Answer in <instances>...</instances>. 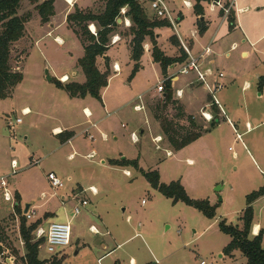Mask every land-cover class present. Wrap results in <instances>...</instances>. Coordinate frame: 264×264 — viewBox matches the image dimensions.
<instances>
[{
	"label": "rangeland",
	"instance_id": "1",
	"mask_svg": "<svg viewBox=\"0 0 264 264\" xmlns=\"http://www.w3.org/2000/svg\"><path fill=\"white\" fill-rule=\"evenodd\" d=\"M67 1L68 4L72 3V0ZM259 1V11L252 8L249 13L243 14V20L248 17V22L255 25L254 40L259 41L253 47L247 42L233 49L229 44L230 36L224 34L220 39L223 31L217 36V46L221 48L218 47L219 51H216L218 60L215 69L224 70L226 74L223 78L225 89L219 91L217 96L221 102L224 101L222 104L227 117L220 116L219 124L212 128L211 122L201 117L200 107L205 101H211L209 91L201 85L197 93L191 94L196 100L194 105L190 106V111L196 114L195 120L202 130L210 129L204 132L200 141L180 153L176 152L172 157L171 154L175 153L173 147L162 133L161 127H158L160 123L153 117V112L168 116L175 120L179 127L190 130L188 117L176 119L181 101L177 99L174 90L183 86L185 76L180 74L181 79L172 84L173 100L170 105L163 109L164 111L157 108L163 94L155 89L165 75L161 73L160 66L153 62L151 53L145 51V45L142 66L131 80L129 78L134 65L130 62L127 47L123 43L110 48L109 55L122 65V71L116 74L114 64L109 62L110 75L113 76L101 94L108 110L113 111L123 106L126 111L121 113V108L116 110L112 117L105 118V124L99 125L108 133V139L103 140L104 136L97 131V137L91 139L87 133L88 124L82 134L77 135L73 144L63 143L68 133H60L58 136L52 133L54 125L75 124L86 120L82 113L84 105L103 107V104L101 100L91 96L88 97L87 103L74 99L66 90L56 85V79L62 81L61 76L64 74L68 75V82L86 80L78 64V58L83 54V46L71 32L68 36H62L64 44L56 41L53 36L45 35L46 31L40 27L43 22L36 6L38 3L21 1L18 13L26 17L27 22L24 36L11 44V64L14 70L24 74V80L18 84L20 86L14 88L10 98L0 99V135H3L0 136V181L4 177L8 182V188L14 197L13 202H17V194L20 195L18 205L21 208L19 211L13 202L4 200L0 186L1 238L3 245L9 248V254L17 257L18 264H22L21 256L25 254L20 224L25 216L27 203L33 204L29 207L33 217L25 216L27 225L36 221L41 225L47 216L46 211L55 212V216L48 215L44 223L50 221L52 216L55 221H60L65 215H71L73 243L64 248L70 258L64 259L62 264H95L92 247H96L95 242L98 245V241H95L97 238L106 240L110 249L117 246L111 235L98 236L91 231L92 225L98 228L102 226L100 230L105 231L103 220L107 222L108 229L116 236L117 241L134 233H141L132 241L117 247L114 255L105 259L103 264H108L113 257L119 258V264H130L131 257L136 258V264H202V261H205L204 264H247V258L239 250L234 251L232 255L224 254V248L231 237L220 230L219 222L226 220L229 224L241 225V216L247 206V194L264 185V165L256 162L258 158L255 153V150L264 153V139L257 136L264 137V85L259 87V78L264 76V0ZM55 5L57 19L61 21L63 1L57 0ZM103 8L104 3L98 0L94 10L99 12ZM172 9L179 17L185 15L180 20L179 32L186 39L185 37L196 29L195 15L191 8L184 5V0H176ZM219 11L218 8L212 11L211 4H206L209 18H217ZM148 12L154 17L152 11ZM123 17L124 15L122 19ZM119 24L114 32L120 33L121 37H129V26L124 21ZM72 26L77 28L74 24ZM169 28L163 31L164 36L171 31L175 33L172 26ZM77 29L80 30V27ZM1 30L0 21V32ZM175 36L179 40L176 34ZM36 39L39 41L36 42ZM186 42L191 43L189 40ZM176 48L180 55L182 46L178 45ZM244 48L249 50L247 57L241 55ZM227 51H230L229 56L225 54ZM97 65L103 71L107 68L106 63H101L102 67L99 63ZM46 69H49V74L53 77L51 81L46 77ZM74 71H78L79 75L77 72L73 73ZM170 73L168 68L166 74ZM150 89L154 91L147 93ZM139 94L145 95L141 96L149 116H144L142 111H135L133 108L135 103L140 102L137 97ZM188 96L186 95L185 99H188ZM25 105L33 107L34 112L22 115L21 109ZM73 107H78L79 110ZM108 110L102 113H107ZM16 117H22L23 121L15 124L11 131L9 122L15 121ZM128 117H134L136 122L132 123ZM147 117L150 123L146 120ZM228 118L232 120V125L227 121ZM260 122L262 123L258 125ZM136 123L145 127L142 133L141 129H136ZM248 126L249 131L245 133ZM81 128L80 125L75 129L79 132ZM132 131L138 136L136 142L132 139ZM115 135L118 136L117 139ZM206 148L208 154L202 153ZM167 150L171 151L170 155ZM70 153H74L73 158L68 157ZM112 157H140V167L146 171L159 170L161 181L165 183L180 180L181 176H184L188 194L195 199H206L209 195L211 203L217 205V216L210 219L183 202L174 203L152 187L147 178L134 167L112 165L111 159L108 160L109 164H103L101 161ZM187 158L193 159L194 162L190 163ZM12 159L18 161L15 171L11 165ZM124 168L131 170L132 176L124 174ZM197 168H201V175L194 174ZM50 171L56 172L64 180L63 188L55 190L50 186L47 177ZM202 176L209 180L208 187H199L193 183V178H197L199 183V177ZM77 183L86 188L96 185L101 188V192L98 196H94L91 191L80 195L88 199L89 205L82 208L80 214L74 215L78 200L72 199L73 193L70 192ZM225 186L226 189L223 190ZM220 188L222 200L220 195L215 194L216 189ZM64 194L66 201L63 203L61 197ZM259 208L260 204L256 206L257 219L264 225V210L259 213ZM103 212H108V216ZM129 216L131 219L128 220ZM42 227L48 228L45 225ZM36 230L32 232L35 240H45V236H40ZM120 230L123 233H120ZM116 232H119L118 235ZM77 240L85 241L90 247L86 245L82 247L80 254H75ZM41 247L40 255L47 256V264H51L52 259L64 255L63 250L55 254L48 253L45 242ZM94 251L96 252V249ZM104 252L106 251L98 250L97 255Z\"/></svg>",
	"mask_w": 264,
	"mask_h": 264
},
{
	"label": "trees",
	"instance_id": "2",
	"mask_svg": "<svg viewBox=\"0 0 264 264\" xmlns=\"http://www.w3.org/2000/svg\"><path fill=\"white\" fill-rule=\"evenodd\" d=\"M22 0H0V21L2 22V30L0 32V99H7L13 95L14 88L20 84L24 79L22 72L13 69L11 64V44L18 41L24 36L27 18L19 15L18 11ZM32 3H38L37 9L41 15L43 23L50 20L55 14V0H29ZM104 3V8L96 12L94 9H81L75 6L74 10L67 16V22L70 26L76 25L80 30L73 28L84 46V55L78 59V64L82 68L86 80L85 82L67 81L62 82L56 79V85L66 90L71 97L86 96L94 97L102 101L101 91L109 83L110 69L109 57L106 53L110 46L111 36L119 26L118 19H122V9L127 8L125 16L131 21L129 26V35H132L130 43L131 59L134 61L130 80L135 73L141 68V58L144 54V45L146 39L149 37L152 43V56L155 62L161 66L162 73L166 76L168 68L177 63L183 62L187 54L185 50L181 49V54L177 57L168 56L159 47L155 29L157 27L171 26V23L166 19L151 17L149 15V0H101ZM215 0H195L194 11L200 17L198 20V28L200 33H204L207 29L206 21L202 17L205 15L203 3H212ZM221 14L223 12L221 11ZM154 15V14H153ZM230 30L236 26V12L232 10L227 17ZM95 24L97 27V34L91 32L89 25ZM113 34V35H112ZM171 41L175 45H181L175 35L171 37ZM98 57H105L106 70L102 71L97 65ZM166 89L163 92L162 99L157 105L160 110L166 109L173 100L172 80L168 79L165 83ZM264 85V76L259 78V87ZM165 94V96H164ZM164 111V110H163ZM215 118L210 124V128L216 126L220 122L218 116V108L215 107ZM154 118L159 121L162 133L167 137L169 143L175 150H180L200 138L205 131L210 128L202 130L193 116H188L184 112L181 105L178 107L176 119H184L188 117L191 124L190 130L179 127L175 120L164 116L159 112H153ZM69 135L63 139V142L70 139L73 132H62ZM110 163L113 165H121L125 167H134L139 170L150 182L151 186L157 189L164 196L172 199L174 203L183 202L198 211L206 217L213 219L217 216V205H213L209 198L195 199L192 198L181 180H174L170 183L161 181L159 170L146 171L140 167L139 158L128 159L122 157L120 159H111ZM264 195V185L259 189L247 194V206L243 210L241 216L242 224H229L226 220L219 222L220 230L231 237L230 242L224 248V254L232 255L234 251L239 250L246 258L247 264H264V245L263 234L261 229L257 235L251 237V229L254 220V206L253 203ZM20 195L17 194L16 208L21 210ZM40 225L36 221L27 225V220L23 216L20 224V234L25 245V254L21 256L26 264H47V259L40 258V249L45 242L44 239L35 240L32 232ZM1 224H0V243L1 238ZM3 246L0 244V251ZM64 256L52 259L51 264H61Z\"/></svg>",
	"mask_w": 264,
	"mask_h": 264
},
{
	"label": "crops",
	"instance_id": "3",
	"mask_svg": "<svg viewBox=\"0 0 264 264\" xmlns=\"http://www.w3.org/2000/svg\"><path fill=\"white\" fill-rule=\"evenodd\" d=\"M56 1L57 0H55V3H56ZM62 1H63V4H64V10H63V18H62V20L59 21L57 19V10H56V5H55V14L51 17V19L48 22L40 23V27H41V29H43V30L46 31L45 32V35L50 36V37L53 36L56 41H58L61 44H64L65 41H64V38L62 36H68V34L70 32L79 39V37L77 36V34L74 32V30L71 28V26L67 22V16H68V14L74 10L75 6H78L81 9H94L95 4L98 2V0H72V3L71 4H68V1L67 0H62ZM175 1L176 0H169L170 6L173 7V5L175 4ZM189 1L192 2L193 5L187 6V7L191 8L192 11H193V14L195 15V19H196V29H194L192 31L193 33H195V36L192 37V34L193 33L191 32V34L189 36H186L185 37L186 38L185 40L191 41L190 46L193 48V51L195 53H201L203 47H206V46H210L211 47L213 53L209 56V59L211 60V64L209 66H211L213 69L216 67L217 60H218L216 58V54H217L216 51H219V48L218 47H220V46H217V40H218V37L217 36L220 34L221 31H223V33L220 36V39L223 37L224 34H226L225 36H230L231 38H230L229 44H230L231 48H233V49L236 48V47H239L241 43H245L246 44L247 42H250V45L253 47L257 43V41H259V39L254 40L255 39V34L253 32H254L255 25L254 24L252 25V23L248 22V17L243 20V14L244 13H249V11H251L252 8H254L255 11H259L260 10L259 9L260 7H258L259 4H261L259 0H236L235 6H234V11L236 12V26L232 30H230V28H229V23H228L227 17H224L221 14L220 11H219V16L217 18H215V19L214 18L213 19L212 18H209L208 15H207V13H206V4H211V3H208V2L203 3L204 10H205L204 19H205L206 25H207V29H206V31L204 33H200L199 28H198V20H199L200 17L194 11L195 0H189ZM256 7H258V8H256ZM174 8H176V6ZM211 8H212V11H213V9H217V8L212 7V6H211ZM149 10L151 11L150 8H149ZM179 12H181V11H179ZM182 14H183V12H182ZM183 17H185L184 14L181 15L180 18H183ZM118 22H119V19H118ZM169 27L170 26L157 27L155 29V32H156V35H157L156 36V39H157V42H158L159 47L165 52L166 55L172 56V57H177V56H179L178 50L176 48V46H178V45L173 44L172 41H171V37L173 35H175V33H173L171 31V32H169V34L167 33V35H165V36L163 35V31H167L168 29H170ZM116 33H114V34H116ZM118 34H120V33H118ZM120 37H121V34H120ZM187 37H190V39H187ZM36 40H37L36 42L39 41V39H36ZM131 40H132V35H129V37H123L122 36L117 43L111 44L109 46V49H108V51L106 53V56H108L109 59H110L109 62H111L112 64L118 63L119 66H120V68H121V71H122V65L118 61H116V60H114V59L111 58V56L109 55V51H110V48H112L113 46H117V45H120V44H123L124 43L125 47H127L128 52H129L130 62H132L133 65H134V61L131 59V47H130ZM79 41L81 42L80 39H79ZM81 44H82V42H81ZM82 46H83V44H82ZM145 51H149V53H151V56H152V43H151V40H150L149 37L145 41ZM84 52H85V50H84V46H83V54H82V56L84 55ZM214 52H215V54H214ZM225 54H226V56H229L230 55V51H227ZM241 55L244 56V57H247L249 55V50L246 49V48L242 49L241 50ZM82 56H80L79 58H81ZM152 60H153V62L155 64H158L160 66V64L158 62H155L154 61L153 56H152ZM97 63H99V66L102 67L103 63H105V57H99L97 59ZM101 63H102V65H101ZM177 63H179V62H177ZM177 63H175V64H173V65H171L169 67V71H171L170 74L173 73V71H174L173 67ZM141 64H142V58H141ZM46 67H47V65H46ZM160 69H161V66H160ZM217 69H219V68H217ZM101 70H102V68H101ZM76 72H77V75H79L78 71H76ZM76 72L74 71L73 73H76ZM222 72H224V70ZM161 73H162V70H161ZM116 74H118V73H116ZM224 74H225V72H224ZM65 75L68 76L67 74H64L61 77L65 76ZM112 76L113 75H111L110 78ZM184 76L185 77H184V84H183V86L177 88V89H183L182 96L179 97V96L176 95V90L177 89L174 90V92H175V95H176L177 99L181 101L180 103L183 106L184 112L187 115H193V117L196 118V114L195 113H192L190 111V106L191 105H194L195 100H196V98H194L191 94L197 93V90L199 88H201V85L202 84H200L198 81H196V76L193 73L186 74ZM110 78H109V80H110ZM173 79H174L173 81L175 82V81L180 80L181 78H180V76H178V77H174ZM84 81L85 80H79V82H84ZM174 82L172 84H174ZM18 86H20V85H18ZM107 87H108V85L106 87H104L102 90H104V89L106 90ZM224 89L225 88H223V89H221L219 91H222ZM151 91H154V90L153 89H150V90H148L146 92L148 93V92H151ZM155 91L158 92L157 88L155 89ZM101 93H102V91H101ZM140 95H142V94L137 95V97L140 96ZM186 95H189L188 96V99H185L186 98ZM142 96L145 97V95H142ZM88 97L89 96H86L85 98L74 97V99H79L81 101H84V103H87ZM222 102H224V101H222ZM222 102H221V104H222ZM143 103L145 105V108H144V110H142V112L144 113V116L145 115L146 116H149L148 115V112H147V109H146V104H145L144 98H143ZM208 103H209L208 101H205L204 104L200 107V110L203 107H205ZM102 104H103V107H101V106L97 107L94 104L93 105H88V104L87 105H84V107H82V113H83L84 118L86 120H84V121L82 120L80 123H75V124L67 123V124H57V125H54L52 127V133L54 135L58 136V134H60V133H62L64 131L65 132H73L74 135L70 139H68L67 141L63 142L64 144H67V143L73 144L74 141H75V139L77 138V135L82 134V131H83L84 127L88 124L90 131H92L93 134H95V137H97V134L95 133V131H97V133L100 132L102 134V136H104V137L101 136L103 140L104 139L105 140L108 139V133L104 129H101L100 126L102 124H105L106 123L105 118L112 117L114 114H116V110H119L121 108L120 109L121 110V113L125 112L126 110L125 111L123 110V106L122 107L120 106L117 109H114L113 111L108 110L107 109V104H106L105 100H103V96H102ZM75 108H77V110H79L78 107H73V109H75ZM23 109H28L29 110L28 113L25 114V115H28V114H31V113L34 112L33 107H31L29 105H25L24 107H22L21 111ZM85 110H87V113L88 112L91 113V116L90 117H88L86 115ZM106 110H108L107 113H102V111H106ZM200 110H199V114H200ZM139 112H141V111H139ZM84 118H82V119H84ZM128 119L132 123H135L136 122L134 117H131V118L128 117ZM228 119L229 120H227V121L231 124L232 123V120L230 118H228ZM146 120L148 121V123H150V121L148 120V117L146 118ZM262 122H264V121H262ZM262 122L258 123V125L261 124ZM72 123H74V122H72ZM94 124H96V125L93 126ZM80 125L82 126V128H81V130L79 132H77L75 128H77V126H80ZM122 125H124V123ZM136 125L138 126V128H136V129H139V130L141 129V133L143 132V130H145V127L143 128L141 123H136ZM110 126L112 127L113 125L110 124ZM158 127L160 128L159 124H158ZM248 131H249V129H247L245 131V133L248 132ZM0 136H3V135H0ZM257 136H258L259 139H264V137H260L259 135H257ZM114 137H115V139L118 138L117 135H115ZM203 137H204V135H202L200 138H198L197 140H195L194 142H192L191 144L187 145L186 147H184V148H182L180 150L173 149V151L175 153H172L171 154V157L174 156L176 154V152L177 153H180L185 148L192 146L197 141H200ZM1 141L2 140L0 139V142ZM94 152L96 153L97 151L95 150ZM202 153L208 154V149L206 148L205 150H202ZM255 153H256V156L258 158V159H256V157L253 155V157L256 159V162L258 164H260L259 162H261V164L264 165V153L259 152V151L257 152L256 150H255ZM73 156H74V153H70L68 157L69 158H73ZM117 158L116 157H112V158H108V159H103L101 161H102L103 164H107L109 159H117ZM12 160H11V162H12ZM187 161H189L190 163H193L194 162V160L191 159V158H187ZM118 166H121V165H118ZM125 168H128V167H125ZM125 168L123 169V173L124 174H125L124 171L125 170H128V169H125ZM262 172L264 174V170H262ZM201 173H202L201 168H197L194 171V174H197V175H201ZM180 180H181L182 184L185 187H188L187 186V183H186V178L184 176H181ZM193 183L195 185H198L199 187H203V186L208 187L209 180L206 179L204 176H202V177H199V183H198V179L197 178H196V180H194V178H193ZM77 184L78 185H76V186H74V187L71 188V192L70 193H77V192H79L80 195H82L84 193V192H82V190L86 189V187H83L79 183H77ZM91 186H94L97 189V193L94 196H98L100 194V192H101V188L100 187H97L96 185H91ZM225 189H226V186L224 187L223 190H225ZM221 192L222 191L220 190V193ZM215 194H216V196H218V194L216 192H215ZM64 195L66 196V194H64ZM208 198L212 202V199H211V197L209 195H208ZM258 204H260V208H259V213H260V212H262L264 210V195L261 196V197H259L253 203V206H254V220H253V225H252V229H251V237H254L255 235H257L261 229L264 230V225L260 222L259 219H257L256 206ZM32 206H33V204L30 203V207H32ZM30 210H32V209L30 208ZM0 213H1V207H0ZM50 214H52V215L55 216V212H53V211H46V215L47 216L50 215ZM103 214L105 216H108V212H106V213L103 212ZM47 216H45V219H43V222H41V225H40L41 227L43 225L49 226L52 222H70V220H71V215L68 216V214H67V215H65V217L61 218L60 221L59 220H56L55 221L53 219L54 216H52V217L49 218L50 221H47V222L45 221L46 223H44V220H46ZM129 219H131V216L128 217V220ZM106 223L107 222L105 220L102 221V224H104L103 225L104 226V229H106L105 231L100 230V227H102V226H100L98 228V227H96L94 225H92L93 228H92L91 231L93 233H95L96 235L98 234V236L99 235H102V236L111 235L112 236V239L117 244V246L114 247V248H112V249H110V246L108 245V243H107L106 240H103L102 238L101 239L100 238H97L95 241H98V245L95 242L96 247L95 248L92 247L94 263L96 262L95 264H103V262L105 261V259H107L108 257H112L114 255L115 249L117 247H119L122 244L127 243L129 241H132V239L135 238L137 235H139V236L141 235L140 232H137V233H134L133 235H131L130 237L126 238V239H123L121 241H117L116 236L112 235V233L110 232V229H108V224L106 225ZM107 232H109V233H107ZM116 233L118 235L119 232H116ZM120 233H123V231L120 230ZM72 238H73V233H72ZM71 243H73L72 240H71ZM86 245H88V248L90 247V245L88 243H86L85 241L80 242L79 240H77V245H76L77 251L75 252V254H80V252L82 250V247H85ZM263 245H264V234H263ZM2 246H3V250L7 251L8 254H9V252H10L9 248L5 247L3 245V243H2ZM95 249H96V252L94 251ZM40 250H42V247H41ZM98 250H104L106 252H104V254L97 255ZM40 253H41V251H40ZM63 254H64L63 255L64 256V259L70 258L69 257V254L67 252V249H64L63 250ZM10 255H12V254H10ZM12 256H14V255H12ZM14 257H15V260H16L14 264H18L17 257L16 256H14ZM40 258L41 259H46L47 256H44L43 257V256L40 255ZM129 260H130V264H131V261L132 260L134 262H136V258L135 257H131ZM119 261L120 260H119L118 257H113L112 260L108 264H119ZM156 263H157V261H156ZM22 264H26V263L24 261H22Z\"/></svg>",
	"mask_w": 264,
	"mask_h": 264
},
{
	"label": "built area",
	"instance_id": "4",
	"mask_svg": "<svg viewBox=\"0 0 264 264\" xmlns=\"http://www.w3.org/2000/svg\"><path fill=\"white\" fill-rule=\"evenodd\" d=\"M70 3V1H69ZM236 0H215L211 3V6L214 8H218L220 11L223 12L224 17H228L230 12L233 10L235 6ZM184 5L191 6L193 5L192 2L189 0H184ZM149 8L153 12L154 16L156 18L160 19H166L171 23V26L173 27L175 34L178 36L182 48L185 50L187 57L183 62L177 63L173 69L172 74H168L162 78V80H159L157 84V90L159 93L163 94V91L165 89V83L168 79L172 80V83L174 82L173 78L180 76V74L186 75L193 73L196 76V81H198L200 84L206 87V89L209 91L211 95V101L200 110L201 117L208 122H212L216 116L214 111V106L218 108V116L225 115L227 117L226 111L221 104L217 93L219 90L223 89L225 86V83L223 82V78L225 76L224 72H222L219 69H213L211 66V60L209 59V56L213 53L210 46H206L202 48L201 53H195L193 51V48L190 46L189 43L186 42V40L182 37V35L179 32L180 27V20L178 14H174L173 9L171 8L168 0H149ZM127 11V8L122 9V14L124 15L122 21L126 23L127 26H131V21L128 17L125 16V13ZM90 30L95 35L97 34V28L92 23L89 25ZM195 36V33L192 34V37ZM120 34L116 33L111 37V44H115L120 40ZM114 70L118 73L120 72V66L118 63L114 64ZM64 76L61 78L62 81ZM183 94V89H177L176 95L181 97ZM138 99L140 100L139 103H135L133 108L135 111H142L145 108V105L143 103L142 96H138ZM28 109L22 110V115H25L28 113ZM85 113L88 117L91 116V113L88 114L87 110H85ZM229 120V119H228ZM23 121L22 117H16L15 121L9 122V127L11 131L14 129L15 124H20ZM94 124L93 126H95ZM124 126V125H123ZM250 126H248V129ZM87 133L89 134L91 139L95 138V135L90 132V130H87ZM241 135L239 134L238 137ZM159 137L162 138L161 135ZM132 139L136 142L138 139V136L136 132H132ZM158 137L155 138L157 140ZM163 139V138H162ZM168 155L171 154V151L167 150ZM39 160H37L38 162ZM12 168L15 171V169L18 166V161L16 159H13L12 162ZM127 176H132L130 170L124 171ZM50 186L53 189H60L65 186L64 180L54 171H50L47 175ZM0 186L3 189V197L5 201L7 202H13L14 197L11 193V191L8 188V182L4 177L1 178ZM91 191L92 193L96 194L97 189L94 186H90L89 188H86L82 190V192ZM62 202L66 201V196L63 195ZM73 199H77L78 202L76 206L74 207V215H78L82 212V208H85L89 205V201L85 197H80V193H73L72 194ZM145 202V200H143ZM13 204H16V201L13 202ZM12 204V205H13ZM24 215L27 218H32L33 213L32 210H29L28 212L24 213ZM93 227H91L92 229ZM36 233H38L40 236H45V248L48 253L55 254L58 251L64 250L65 247L69 246L71 244L72 240V226L70 222H52L48 228L38 227L36 230ZM109 233V232H107ZM2 245V243H0ZM15 257L8 254L7 251L2 250L0 251V264H14L15 263ZM205 261H202V264H204ZM131 264H136L133 260L131 261Z\"/></svg>",
	"mask_w": 264,
	"mask_h": 264
},
{
	"label": "water",
	"instance_id": "5",
	"mask_svg": "<svg viewBox=\"0 0 264 264\" xmlns=\"http://www.w3.org/2000/svg\"><path fill=\"white\" fill-rule=\"evenodd\" d=\"M203 18H204V17H202V19H203ZM121 21H122V19L120 18V19H119V22H121ZM46 77H47V79H48L49 81H51L52 78H53V77L49 74V69H46ZM164 96H165V94H164ZM219 190H221V188H220V189H216L217 194L220 195V199L222 200L223 198H222V196H221ZM29 207H30V203H27L24 212H27V211L29 210Z\"/></svg>",
	"mask_w": 264,
	"mask_h": 264
},
{
	"label": "bare ground",
	"instance_id": "6",
	"mask_svg": "<svg viewBox=\"0 0 264 264\" xmlns=\"http://www.w3.org/2000/svg\"><path fill=\"white\" fill-rule=\"evenodd\" d=\"M71 1V0H70ZM69 79V77L68 76H64V78H63V80H68ZM88 114H90L89 112H88Z\"/></svg>",
	"mask_w": 264,
	"mask_h": 264
}]
</instances>
